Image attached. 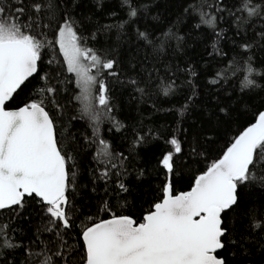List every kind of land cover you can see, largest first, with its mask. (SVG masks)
I'll use <instances>...</instances> for the list:
<instances>
[{"label": "snow or ice", "instance_id": "6c2138e0", "mask_svg": "<svg viewBox=\"0 0 264 264\" xmlns=\"http://www.w3.org/2000/svg\"><path fill=\"white\" fill-rule=\"evenodd\" d=\"M0 264H264V0H0Z\"/></svg>", "mask_w": 264, "mask_h": 264}, {"label": "trees", "instance_id": "16d2710c", "mask_svg": "<svg viewBox=\"0 0 264 264\" xmlns=\"http://www.w3.org/2000/svg\"><path fill=\"white\" fill-rule=\"evenodd\" d=\"M160 2L162 3V0H160ZM115 0H109V4H114ZM157 10L154 8L153 9V14H156ZM159 12L162 16H169L170 13L165 11L163 9V7L161 9H159ZM145 23H149L151 24V20H147L145 21ZM166 26V25H165ZM224 27H226L227 25H222ZM114 38V37H113ZM206 40H202V39H193V40H189V46H186L184 49V52L181 54L182 58L185 60L190 59L193 63H197V64H203V60L201 59V56H206V54L204 53V44H205ZM228 45L225 44V48L227 49ZM125 49L126 50H130L132 54H135V48L125 45ZM128 55V51L125 52V56ZM140 55L142 56L143 53L141 52ZM173 64H175L177 61L173 60L172 61ZM227 61H224V65H226ZM221 65H216V66H210L208 68V71H213L215 67H219ZM179 83V81H178ZM25 92H27V89L25 90ZM24 93H21V97H23ZM17 99H20V97H18ZM153 101H155L156 103L160 104L163 107H169L170 105L176 104L178 101L182 102V98L177 96L175 98H162V97H153ZM152 101H149L147 103H141L139 105L140 109L143 111V114L145 117H149V112H151V108H150V104ZM119 103L121 105V112H120V118L121 119H125L126 117L131 118V117H135L136 119H139V116L136 113V108H137V104L136 102H133L131 105H129L127 103V93H125L124 95H122L119 99ZM171 116L167 115L166 113L163 112H159V113H153L150 118L148 120H146V123H154V124H163V123H167L171 121ZM126 123L130 122V119H125ZM73 123H77V122H73ZM83 122H80V124H82ZM79 127V124L77 125ZM102 128L104 129L106 138H109L111 140V143L113 144L114 148L116 151L121 150V147L123 146V140H122V134H108L107 133V125H102ZM73 131H75V129H73ZM90 157L85 160L82 163V170H83V176L85 178V182H86V178H87V167L89 166V161H90ZM178 187H184V184L178 185ZM90 189L88 188H83L82 189V197L84 200L89 199L90 197Z\"/></svg>", "mask_w": 264, "mask_h": 264}]
</instances>
